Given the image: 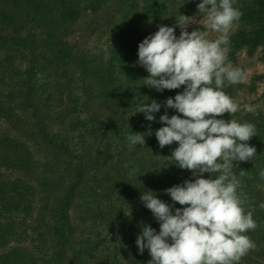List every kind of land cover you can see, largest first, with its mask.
<instances>
[{"label": "trees", "instance_id": "1", "mask_svg": "<svg viewBox=\"0 0 264 264\" xmlns=\"http://www.w3.org/2000/svg\"><path fill=\"white\" fill-rule=\"evenodd\" d=\"M112 1L0 0V264H65L69 250L74 258L92 259L100 242L80 236L72 242L77 231L70 209L76 198L88 209L83 224L98 219L113 233L110 248L103 250L108 254L99 263L85 264H148L149 251L141 254L136 240L144 226L158 234L160 222L142 194L152 191L173 214L185 207L166 190L196 177L169 163L178 143L161 148L155 135L166 126L162 115L182 116L166 101L185 86L162 91L144 86L149 73L138 63V47L160 26L174 27L181 14L193 15L195 6L178 0H117L113 8L119 15L106 56L85 55L66 42L81 19L106 12ZM234 6L243 16L229 37L231 55L264 48V0H236ZM238 86L225 81L223 91L235 99ZM152 101L161 105L152 113L155 120L133 112ZM217 119L256 128L248 141L256 148L255 158L234 162L233 172L257 223L246 233L256 248L239 264H264V113H225ZM58 125L65 128L55 131ZM130 132L144 134L145 144L129 148ZM241 170L246 171L243 177ZM49 189L56 192L51 203ZM112 200L117 208L103 212L102 204ZM35 240L49 241L51 254L45 260Z\"/></svg>", "mask_w": 264, "mask_h": 264}, {"label": "clouds", "instance_id": "2", "mask_svg": "<svg viewBox=\"0 0 264 264\" xmlns=\"http://www.w3.org/2000/svg\"><path fill=\"white\" fill-rule=\"evenodd\" d=\"M235 3L202 0L197 7L203 30L189 33L187 27L197 21L181 14L176 19L181 28L179 37L175 28L160 26L139 44L138 63L149 73L143 79L144 86L157 91L185 86L182 93L166 101L167 108L182 116L162 115L160 121L166 126L155 135L161 148L178 143L167 157L169 163L190 170L196 177L166 190L174 202L185 206L174 214L152 191L142 194V202L160 222L158 234L144 226L136 240L141 254L148 249V264H239L256 248L246 233L255 230L257 223L245 207L247 194L239 190L241 180L233 172L234 162L255 158L256 148L248 141L256 136V128L249 122L217 119L240 110L239 103L223 91L225 81L237 84L243 80L241 70L227 62L228 34L243 16ZM212 33L217 34L215 38H211ZM160 108L152 101L139 104L133 112L144 113L153 121L152 113ZM245 110L252 109L245 106ZM126 140L129 148L145 144L141 133L130 132ZM204 173L211 174L210 178H203ZM239 175L243 177L246 171ZM260 176L264 178V171Z\"/></svg>", "mask_w": 264, "mask_h": 264}, {"label": "rangeland", "instance_id": "3", "mask_svg": "<svg viewBox=\"0 0 264 264\" xmlns=\"http://www.w3.org/2000/svg\"><path fill=\"white\" fill-rule=\"evenodd\" d=\"M178 2L182 4L185 3L188 5H194L196 9L195 13L188 17H194L197 22L190 24L186 30L189 33L193 30H203V25L199 23V20H201L203 17L202 14L199 13L197 7L198 4L202 2V0H178ZM117 3V0H113L112 4L110 5L111 9L107 10L104 13H101L99 16L88 15L81 19L78 26L76 27L74 35L72 36V38L67 39L66 42H68L74 49L81 51L85 55L92 54L106 56V51L114 38L113 24L118 20L119 14L116 13V9H114L116 8ZM124 4H129V1H126V3ZM239 27L240 26L238 24L234 25V27L228 34V39L236 30L239 29ZM173 28H175V35L179 37L181 28L179 27L178 23ZM216 35V33H212L211 38H215ZM227 48V62L233 68L240 69L243 74V80L239 83L238 92L237 95H235V100L240 105V110L238 112H249L254 115H257L259 112L264 113V48L260 46L253 50L252 53H249L247 49H241L239 51H236L233 55H231V46L227 45ZM245 106H250L252 110L246 111ZM64 125H58L57 128H55V131L61 128H65ZM73 148L74 147H72L71 151L74 152L75 156H78L79 152L75 151L76 149ZM53 179L52 186L54 187L56 183L55 189L57 190V192H60L58 191L57 181ZM49 192L50 194H52L51 189H49ZM54 194H52L53 197H51V201H49L50 203L55 198ZM40 195L41 194H39L38 191L35 193L36 199H39V201ZM117 206L118 203H115V201L112 200L110 202H105L104 204H102L101 208L103 212H106L108 208L116 209ZM92 208H95V206H93ZM87 211L88 209H86L83 205V201H81L79 198H76L73 206L70 209L71 224H73V227L77 231L72 242H77L79 236L80 239H86L88 237L91 241L100 242L98 245V249L96 253L93 254L92 259H83V257L74 258V256L72 255L73 252L69 250L65 264H68L69 262H71V264H85L86 262L99 263L100 259L103 256L107 255L109 252L108 250H103L104 248H110L109 244L113 233L109 229H106V224H98V219H96L95 223L90 222L83 224L81 220L84 216V213H86ZM94 215L96 217V215H98V212H95ZM88 221L90 220L88 219ZM41 243L43 242L36 241V245H38L39 249L41 248V253L43 254L41 255L42 260H45L47 253L50 256V250L52 249V247L49 241H47L46 245H43ZM67 248L71 249L69 247ZM122 262L125 263V260L122 259Z\"/></svg>", "mask_w": 264, "mask_h": 264}]
</instances>
